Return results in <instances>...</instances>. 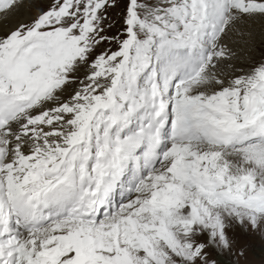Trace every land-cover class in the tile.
<instances>
[{
	"label": "snow or ice",
	"instance_id": "obj_1",
	"mask_svg": "<svg viewBox=\"0 0 264 264\" xmlns=\"http://www.w3.org/2000/svg\"><path fill=\"white\" fill-rule=\"evenodd\" d=\"M0 264H264V0H0Z\"/></svg>",
	"mask_w": 264,
	"mask_h": 264
},
{
	"label": "rangeland",
	"instance_id": "obj_2",
	"mask_svg": "<svg viewBox=\"0 0 264 264\" xmlns=\"http://www.w3.org/2000/svg\"><path fill=\"white\" fill-rule=\"evenodd\" d=\"M254 243L256 245L257 251H259L260 250V242L258 240H255Z\"/></svg>",
	"mask_w": 264,
	"mask_h": 264
}]
</instances>
